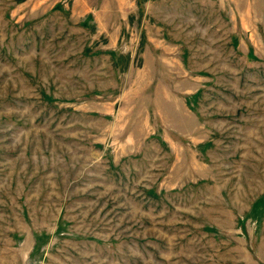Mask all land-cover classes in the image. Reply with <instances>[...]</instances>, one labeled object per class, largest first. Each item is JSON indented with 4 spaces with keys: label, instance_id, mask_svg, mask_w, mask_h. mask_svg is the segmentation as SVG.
Wrapping results in <instances>:
<instances>
[{
    "label": "rangeland",
    "instance_id": "1",
    "mask_svg": "<svg viewBox=\"0 0 264 264\" xmlns=\"http://www.w3.org/2000/svg\"><path fill=\"white\" fill-rule=\"evenodd\" d=\"M0 264H264V0H0Z\"/></svg>",
    "mask_w": 264,
    "mask_h": 264
}]
</instances>
